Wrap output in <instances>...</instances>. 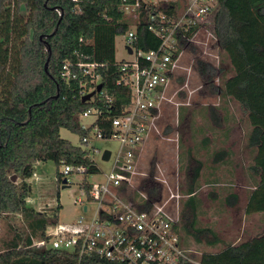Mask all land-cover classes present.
Listing matches in <instances>:
<instances>
[{"label": "trees", "instance_id": "trees-1", "mask_svg": "<svg viewBox=\"0 0 264 264\" xmlns=\"http://www.w3.org/2000/svg\"><path fill=\"white\" fill-rule=\"evenodd\" d=\"M118 7L119 0H91L80 4L78 11L70 0H0V224L5 216H19L23 224L19 230L8 226L10 238L0 240V264H77L72 254L29 250L32 241L44 238L47 227L58 224L60 208L56 204L47 214L29 207L27 180L39 162L93 170L80 146V138L87 133L81 128L80 114L88 108H101L107 100L102 92L111 100L110 117L129 105V90L116 85L120 72L114 44L126 30ZM21 10L25 15H20ZM211 31L219 53L233 71L222 89L213 88V92L238 103L251 126L247 143L255 156L249 170L257 182L248 195L245 214L264 213V0H217ZM136 33L140 50L157 46L144 25ZM13 37L15 47H11ZM78 61L101 67L93 71V77L75 70V79L63 81V63ZM194 69L212 83L213 66L198 59ZM98 85L101 90L82 103L83 88L87 95ZM105 115L103 111L102 117ZM60 129L78 136L79 145L61 139ZM191 153L185 150V193L189 197L178 211L179 238L189 236L196 243L207 240L215 245L219 240L211 230L196 227L194 185L202 164ZM225 156L218 152L214 161L221 162ZM153 174L150 171L149 177L142 178L136 191L129 190L132 200L139 199L144 209L152 206L159 193L151 180ZM60 179L57 173L59 184ZM85 182L80 188L86 187ZM225 202L233 207L237 196L230 194ZM203 254V261L212 264H264V233L217 253ZM79 264L112 263L84 256Z\"/></svg>", "mask_w": 264, "mask_h": 264}, {"label": "built area", "instance_id": "built-area-1", "mask_svg": "<svg viewBox=\"0 0 264 264\" xmlns=\"http://www.w3.org/2000/svg\"><path fill=\"white\" fill-rule=\"evenodd\" d=\"M70 1L74 4L73 10L78 11L80 4L91 0ZM216 7L217 0H119L118 9L126 26L120 37L126 54L132 58L115 61L120 72L116 85L129 90V105L117 116L110 117L111 100L102 92L101 96L107 99L102 107L88 108L80 114L81 128L87 132L80 138V146L93 170L88 171L83 165L64 164L59 172L60 180L68 184L74 175H101V178L94 183L85 182V188L82 186L86 203L76 200L80 213L76 220L47 227L44 238L32 241L29 250L72 254L77 264L84 256L112 264H212L203 261V253L183 246L177 215L160 205L142 208V202L133 201L129 190L140 177V149L155 127L163 95L175 76L181 71L188 72L182 65L195 39L205 31L216 46L211 31ZM141 24L157 40L154 49L137 48L136 32ZM99 67L80 61L64 62L60 77L66 82L73 80L76 71L93 77V71ZM80 94H86L84 88ZM102 110L106 112L105 117ZM89 118L92 121L84 126L82 119ZM107 140L116 141L119 147L113 158L110 152L105 161L104 151L95 142ZM96 157L102 162L112 159L108 173L101 174ZM140 196L146 200L144 195ZM86 204L92 205V210Z\"/></svg>", "mask_w": 264, "mask_h": 264}, {"label": "rangeland", "instance_id": "rangeland-1", "mask_svg": "<svg viewBox=\"0 0 264 264\" xmlns=\"http://www.w3.org/2000/svg\"><path fill=\"white\" fill-rule=\"evenodd\" d=\"M20 15H25L23 10ZM16 44L13 37L11 47ZM114 58L116 62L132 58L126 54L121 37L115 39ZM198 59L213 66L215 72L211 75V84L207 76H200L194 69ZM182 67L188 72L181 71L171 80L159 105L155 127L141 146L140 177L134 181L130 193L136 191L141 179L149 177L152 171L154 176L151 180L159 189L153 204L164 206L172 215L178 216L189 197L185 193V150L190 149L194 159L202 164L194 185L196 227L211 230L219 242L215 245H210L207 240L196 243L188 236L181 237L182 244L201 253H217L229 245H237L264 233V214L246 215L244 209L257 182L251 178L249 170L255 156V150L247 143L251 126L238 103L213 92V88L222 89L233 71L216 48L214 39L205 31L195 39ZM91 121L90 118L82 119V124L86 126ZM59 135L72 145H79V137L67 130L60 129ZM204 140L207 141L205 144ZM95 145L101 151L111 152L112 158L119 147L113 140L95 142ZM218 152H225L226 156L216 163L214 154ZM111 165L112 159L102 162L96 157V166L101 174L108 173ZM61 170L62 166L57 168L52 162L36 163L32 177L27 180L30 195L26 204L47 214L58 204L59 223L67 224L80 215L76 200L86 203V196L80 188L83 178L90 184L100 180L101 175H74L69 179L68 187L61 189V184L56 182L57 173ZM230 194L237 196L233 207L225 202ZM86 205L92 210V205ZM8 226L19 230L23 224L19 216H5L0 224V240L10 238Z\"/></svg>", "mask_w": 264, "mask_h": 264}, {"label": "water", "instance_id": "water-1", "mask_svg": "<svg viewBox=\"0 0 264 264\" xmlns=\"http://www.w3.org/2000/svg\"><path fill=\"white\" fill-rule=\"evenodd\" d=\"M126 50H127V52H128V54H131V50L129 49V48H126ZM101 90V85H98L97 87H96V89H95V91H92V92H90V93H88L87 95H85V96H83L82 98H81V102L82 103H85V102H88L94 95H95V93H98L99 91ZM109 156H110V152L109 151H104L103 152V155H102V159L103 160H105V161H107L108 160V158H109ZM11 181H15V178L13 177L12 179H11ZM68 186H67V184H66V180H62L61 181V189H64V188H67Z\"/></svg>", "mask_w": 264, "mask_h": 264}, {"label": "crops", "instance_id": "crops-1", "mask_svg": "<svg viewBox=\"0 0 264 264\" xmlns=\"http://www.w3.org/2000/svg\"><path fill=\"white\" fill-rule=\"evenodd\" d=\"M120 37V36H119ZM117 38V37H116ZM261 214H264V213H261Z\"/></svg>", "mask_w": 264, "mask_h": 264}]
</instances>
